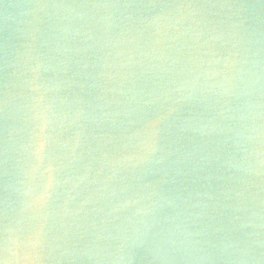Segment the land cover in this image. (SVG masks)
Returning a JSON list of instances; mask_svg holds the SVG:
<instances>
[{"label": "water", "instance_id": "95a60500", "mask_svg": "<svg viewBox=\"0 0 264 264\" xmlns=\"http://www.w3.org/2000/svg\"><path fill=\"white\" fill-rule=\"evenodd\" d=\"M0 264H264V0H0Z\"/></svg>", "mask_w": 264, "mask_h": 264}]
</instances>
